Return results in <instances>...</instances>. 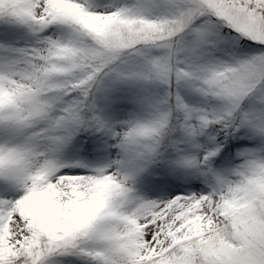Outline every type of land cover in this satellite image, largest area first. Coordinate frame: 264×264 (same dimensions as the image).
<instances>
[{
    "label": "snow or ice",
    "instance_id": "6c2138e0",
    "mask_svg": "<svg viewBox=\"0 0 264 264\" xmlns=\"http://www.w3.org/2000/svg\"><path fill=\"white\" fill-rule=\"evenodd\" d=\"M0 264H264V0H0Z\"/></svg>",
    "mask_w": 264,
    "mask_h": 264
}]
</instances>
